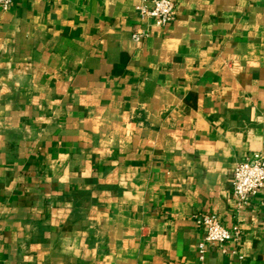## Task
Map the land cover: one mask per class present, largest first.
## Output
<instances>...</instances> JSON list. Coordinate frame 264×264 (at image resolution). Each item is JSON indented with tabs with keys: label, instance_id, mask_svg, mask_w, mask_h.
I'll return each instance as SVG.
<instances>
[{
	"label": "crops",
	"instance_id": "crops-1",
	"mask_svg": "<svg viewBox=\"0 0 264 264\" xmlns=\"http://www.w3.org/2000/svg\"><path fill=\"white\" fill-rule=\"evenodd\" d=\"M141 1L0 6V264H264V0ZM202 212L240 229L203 260Z\"/></svg>",
	"mask_w": 264,
	"mask_h": 264
},
{
	"label": "built area",
	"instance_id": "built-area-1",
	"mask_svg": "<svg viewBox=\"0 0 264 264\" xmlns=\"http://www.w3.org/2000/svg\"><path fill=\"white\" fill-rule=\"evenodd\" d=\"M14 0H0L3 9H9ZM142 20L153 22L156 26H166L176 18L177 6L174 0H142L138 5ZM148 35V28L142 27L133 33V39L142 41ZM264 187V150L254 152L238 163L232 176V194L238 206L247 204ZM196 223L202 228L204 236L199 242V257L204 259L206 245L211 244L225 250L227 244L240 235L239 227L229 228L213 213H198Z\"/></svg>",
	"mask_w": 264,
	"mask_h": 264
}]
</instances>
